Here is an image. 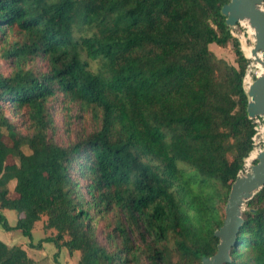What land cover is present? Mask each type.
Here are the masks:
<instances>
[{
  "label": "trees",
  "instance_id": "16d2710c",
  "mask_svg": "<svg viewBox=\"0 0 264 264\" xmlns=\"http://www.w3.org/2000/svg\"><path fill=\"white\" fill-rule=\"evenodd\" d=\"M228 1L0 0V56L11 66L0 71L5 231L30 238L45 216L55 233L34 246L79 251L77 264H202L216 252L255 133L249 59L221 13ZM212 43L231 46L236 66ZM37 59L44 70L28 67ZM74 109L90 132L73 135ZM243 219L227 264H264V186ZM0 264L35 261L0 240Z\"/></svg>",
  "mask_w": 264,
  "mask_h": 264
},
{
  "label": "water",
  "instance_id": "95a60500",
  "mask_svg": "<svg viewBox=\"0 0 264 264\" xmlns=\"http://www.w3.org/2000/svg\"><path fill=\"white\" fill-rule=\"evenodd\" d=\"M221 13L225 16V24L231 28L232 34L236 25L242 24L243 21L247 23L253 38V48L250 52L252 58L244 56L249 59V64L256 61L262 67V72L250 83H246L247 71L243 79L248 98L246 110L253 123L257 116L264 118V0H229L222 6ZM257 139L258 134L255 133L253 147L230 185L224 204L222 225L213 233L218 238L216 252L211 256L202 257V264L230 262L231 248L244 222L245 205L264 186V149L258 148Z\"/></svg>",
  "mask_w": 264,
  "mask_h": 264
},
{
  "label": "rangeland",
  "instance_id": "374dc122",
  "mask_svg": "<svg viewBox=\"0 0 264 264\" xmlns=\"http://www.w3.org/2000/svg\"><path fill=\"white\" fill-rule=\"evenodd\" d=\"M233 34L239 39L241 49L246 56L244 52V47L249 46L253 48V38L251 34L249 33V29L242 24L236 25V27L233 28ZM210 49L215 53L217 57L223 58L228 63L236 66L235 61V54L233 52V49L231 46L222 48L217 46L216 44L212 43L210 44ZM247 57V56H246ZM28 67H34L35 69L44 70L45 69V62L42 59H37L34 64H30ZM0 71L4 74H8L11 71V66L9 63L0 56ZM260 70L256 68L253 64H249L247 69V74L250 78V81L254 79V77L258 74H260ZM245 76V78H246ZM244 78V79H245ZM246 85V84H244ZM72 114V118L70 121V127L73 132V135L76 136L82 131L90 132L92 129L91 122L85 117V118H79L77 116V111L74 109L73 111H70ZM55 119L58 125V133L56 135V139L61 144H66L67 136L65 132L66 125H68V120L64 116V112L61 110H57L55 112ZM5 141L10 144V141H8L7 138H5ZM25 152H29L28 149H24ZM10 162H12L11 159H9ZM14 184H9L10 188L13 187ZM14 195V193H12ZM12 215H14L16 219V214L14 211L10 210ZM11 215V216H12ZM10 221L9 223H15L13 221L12 217H9ZM46 217L42 216L41 219L36 221L32 231H31V237L24 236L20 231H5L0 226V240L7 243L8 245H14L18 244L21 245L22 248L26 251L29 257H31L36 264H77L80 252L79 251H73L72 253L68 254L66 249H63L65 254L62 255L59 258V261L54 260L53 253L58 251V249L54 246L51 242H43L41 246H34L38 244V242L46 237L47 235H51L55 233V230H44L43 225L45 223ZM12 242H14L12 244ZM33 246H32V245ZM58 256V254L56 255Z\"/></svg>",
  "mask_w": 264,
  "mask_h": 264
},
{
  "label": "built area",
  "instance_id": "2783aa9c",
  "mask_svg": "<svg viewBox=\"0 0 264 264\" xmlns=\"http://www.w3.org/2000/svg\"><path fill=\"white\" fill-rule=\"evenodd\" d=\"M253 124H254L255 133L258 134V139H257L258 148L264 149V118L262 116L255 117L253 119ZM252 147H253V137H252Z\"/></svg>",
  "mask_w": 264,
  "mask_h": 264
},
{
  "label": "crops",
  "instance_id": "0c3cea01",
  "mask_svg": "<svg viewBox=\"0 0 264 264\" xmlns=\"http://www.w3.org/2000/svg\"><path fill=\"white\" fill-rule=\"evenodd\" d=\"M3 213L5 214V216L7 217V219L10 221V218L9 217H12L13 218V221H15L16 222V219H17V215H16V219H15V217H14V215H12V213H11V211L9 210V209H4L3 210ZM12 215V216H11ZM11 224V223H10ZM15 224V223H14ZM13 223L11 224V225H14ZM9 240H11V242H12V238L11 239H9ZM14 242H12V244H13ZM7 244V243H6ZM63 249H66V248H64V247H62L61 249H58V251H56V252H54L53 253V255H54V260L55 261H59V258L62 256V255H64L65 254V252H64V250ZM66 251H67V249H66ZM67 253L68 254H70L68 251H67ZM58 254V256H56ZM35 264H36V262H35Z\"/></svg>",
  "mask_w": 264,
  "mask_h": 264
},
{
  "label": "bare ground",
  "instance_id": "6f19581e",
  "mask_svg": "<svg viewBox=\"0 0 264 264\" xmlns=\"http://www.w3.org/2000/svg\"><path fill=\"white\" fill-rule=\"evenodd\" d=\"M243 25H245L247 27V23L245 21H243ZM249 33L251 34V30L250 29H249ZM251 49H252V47H249V46H245L244 47V52H245V54H246L247 57H251V54H250ZM251 64H253L256 68H258L260 70V72H262V67H261V65L258 62L254 61ZM246 81H247L246 82L247 84L250 83V78L248 76L246 77Z\"/></svg>",
  "mask_w": 264,
  "mask_h": 264
}]
</instances>
